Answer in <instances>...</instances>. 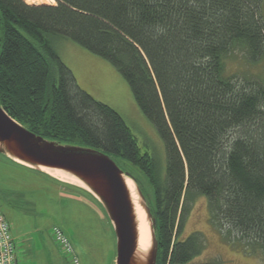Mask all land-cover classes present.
Segmentation results:
<instances>
[{
  "label": "trees",
  "instance_id": "trees-1",
  "mask_svg": "<svg viewBox=\"0 0 264 264\" xmlns=\"http://www.w3.org/2000/svg\"><path fill=\"white\" fill-rule=\"evenodd\" d=\"M55 2L0 0V107L45 140L146 175L156 264H191L204 251L200 233L183 237L199 196L223 239L264 262V0ZM59 39L121 74L164 144V178L119 114L78 86L55 50ZM235 59L263 70L241 77L227 68Z\"/></svg>",
  "mask_w": 264,
  "mask_h": 264
},
{
  "label": "rangeland",
  "instance_id": "rangeland-1",
  "mask_svg": "<svg viewBox=\"0 0 264 264\" xmlns=\"http://www.w3.org/2000/svg\"><path fill=\"white\" fill-rule=\"evenodd\" d=\"M28 5H55V0H23ZM264 24V2L260 9ZM54 47L65 66L72 72L78 86L95 101L107 105L123 119L138 141L142 152L153 159L158 176H165L164 144L151 121L140 111L132 92L117 69L103 58L92 54L66 39L54 41ZM227 68L239 76H259L262 66H248L242 60L228 61ZM121 169L132 174L145 201L155 211L154 188L138 168L116 159ZM46 174V173H45ZM14 163L0 154V213L14 234L20 229L31 231L41 225L35 241L43 242L52 253V263L41 254L40 264H71L56 246L53 228H59L68 238L79 264H115L116 240L113 227L103 209L88 193L77 186L57 181L49 175ZM57 179V180H55ZM70 194V195H67ZM183 237L200 233L205 242L202 254L191 264H264L228 244L209 222L207 199L193 200ZM52 238V239H51ZM52 241V242H51ZM57 248V250L54 247ZM59 252V253H58Z\"/></svg>",
  "mask_w": 264,
  "mask_h": 264
},
{
  "label": "water",
  "instance_id": "water-1",
  "mask_svg": "<svg viewBox=\"0 0 264 264\" xmlns=\"http://www.w3.org/2000/svg\"><path fill=\"white\" fill-rule=\"evenodd\" d=\"M0 154L36 171H61L74 177L99 203L113 227L115 264H156L155 219L134 179L108 155L45 140L19 125L1 107ZM126 179L134 183L140 206L149 222L151 246L143 257L138 252L137 223Z\"/></svg>",
  "mask_w": 264,
  "mask_h": 264
},
{
  "label": "bare ground",
  "instance_id": "bare-ground-1",
  "mask_svg": "<svg viewBox=\"0 0 264 264\" xmlns=\"http://www.w3.org/2000/svg\"><path fill=\"white\" fill-rule=\"evenodd\" d=\"M47 175L52 178H57L58 180L75 185L78 188L85 189L84 185L81 184L74 177L70 176L67 173L61 171H52V170H43ZM126 187L130 193L132 203L134 206L136 223H137V235H138V252L140 256H145L151 246V236H150V227L149 222L145 216V213L140 206V199L136 194V187L130 179L125 181Z\"/></svg>",
  "mask_w": 264,
  "mask_h": 264
},
{
  "label": "crops",
  "instance_id": "crops-1",
  "mask_svg": "<svg viewBox=\"0 0 264 264\" xmlns=\"http://www.w3.org/2000/svg\"><path fill=\"white\" fill-rule=\"evenodd\" d=\"M77 190L82 191L83 189L81 190L80 188ZM82 192H84V190ZM84 193H86V191ZM67 195L70 194L67 193ZM38 228H41V225L40 227L37 226V228L33 227L31 231H28V229L30 228L20 229L19 230L20 232L14 234L10 231V235L15 245V259L17 264H40L41 261L39 259H41L40 258L41 254L44 255L46 262L50 263L52 259V253L50 252V249L47 247L48 246L47 243L43 242L44 247H38L37 246L38 244L35 241L36 235L41 232L40 231L41 229L38 230ZM33 234L36 235L33 236ZM56 246L58 247L57 244ZM54 248L57 250L56 247Z\"/></svg>",
  "mask_w": 264,
  "mask_h": 264
},
{
  "label": "built area",
  "instance_id": "built-area-1",
  "mask_svg": "<svg viewBox=\"0 0 264 264\" xmlns=\"http://www.w3.org/2000/svg\"><path fill=\"white\" fill-rule=\"evenodd\" d=\"M53 239L60 248L61 252L69 258L71 264H79L74 256V251L68 238L59 228H53ZM0 264H17L15 259V245L10 235V228L2 214L0 213Z\"/></svg>",
  "mask_w": 264,
  "mask_h": 264
}]
</instances>
